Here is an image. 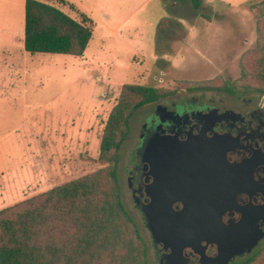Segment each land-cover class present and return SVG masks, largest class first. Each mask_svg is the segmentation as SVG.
<instances>
[{
  "label": "rangeland",
  "instance_id": "1",
  "mask_svg": "<svg viewBox=\"0 0 264 264\" xmlns=\"http://www.w3.org/2000/svg\"><path fill=\"white\" fill-rule=\"evenodd\" d=\"M45 1L77 17L68 3ZM67 1L93 14V35L81 56L33 55L48 68L26 74L17 94L9 88L8 102L0 103L9 114L0 118V135L9 132L0 139V209L100 167L102 129L124 84L214 100L251 93L243 86L244 63L259 47L264 0H201L197 10L191 0ZM227 84L232 93L218 89ZM148 111L146 105L135 113L123 143V182ZM123 200L132 211L126 186Z\"/></svg>",
  "mask_w": 264,
  "mask_h": 264
},
{
  "label": "flooded vegetation",
  "instance_id": "2",
  "mask_svg": "<svg viewBox=\"0 0 264 264\" xmlns=\"http://www.w3.org/2000/svg\"><path fill=\"white\" fill-rule=\"evenodd\" d=\"M149 106L125 182L118 169L148 263L218 264L217 197L226 199L227 264L257 256L264 244V94H178Z\"/></svg>",
  "mask_w": 264,
  "mask_h": 264
},
{
  "label": "trees",
  "instance_id": "3",
  "mask_svg": "<svg viewBox=\"0 0 264 264\" xmlns=\"http://www.w3.org/2000/svg\"><path fill=\"white\" fill-rule=\"evenodd\" d=\"M191 1L195 10L202 2ZM68 5L76 18L48 2L25 1V51L73 56L85 52L95 23ZM258 21L259 47L244 63L243 86L262 95L264 13ZM218 89L233 92L228 84ZM173 93L152 85L124 84L102 129L96 158L100 167L0 209V264H149L144 240L123 200L118 162L133 114ZM263 260L264 244L257 256L237 264Z\"/></svg>",
  "mask_w": 264,
  "mask_h": 264
},
{
  "label": "crops",
  "instance_id": "4",
  "mask_svg": "<svg viewBox=\"0 0 264 264\" xmlns=\"http://www.w3.org/2000/svg\"><path fill=\"white\" fill-rule=\"evenodd\" d=\"M25 1L0 0V103L3 101L8 102V89L11 88V94L15 90L17 91L19 84L24 82L26 74H32L39 71V69L44 70L48 68L45 60H34L32 58L33 55L39 53L31 54L24 49ZM41 1L47 2L45 0ZM48 3L59 9L61 8L53 2ZM63 3L72 4L76 10L85 12L93 19V14L88 9H79L78 5L67 0H63ZM72 18L76 17L73 16ZM8 116L9 114L6 112L5 107L2 108L0 106V118H7ZM7 134L9 132L1 133L0 139Z\"/></svg>",
  "mask_w": 264,
  "mask_h": 264
},
{
  "label": "water",
  "instance_id": "5",
  "mask_svg": "<svg viewBox=\"0 0 264 264\" xmlns=\"http://www.w3.org/2000/svg\"><path fill=\"white\" fill-rule=\"evenodd\" d=\"M158 109H162V106L159 105L157 107ZM142 149L146 150L143 145H142ZM215 201V208H216V229H217V238H216V242L218 245V249H219V254L217 256V263L218 264H227L230 257L233 255V253L230 252H226V251H222L225 249V247L227 248V245L225 246V244L227 243L226 240L224 239V231L222 229L223 225L221 223L220 220V215H221V210L223 209L224 205H225V201L226 199H224L223 197H217L214 199Z\"/></svg>",
  "mask_w": 264,
  "mask_h": 264
}]
</instances>
